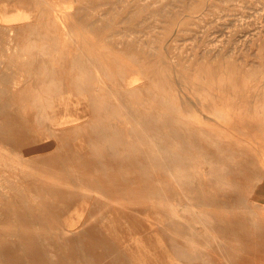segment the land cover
Instances as JSON below:
<instances>
[{
    "label": "rangeland",
    "instance_id": "1",
    "mask_svg": "<svg viewBox=\"0 0 264 264\" xmlns=\"http://www.w3.org/2000/svg\"><path fill=\"white\" fill-rule=\"evenodd\" d=\"M135 1L0 0V125L24 133L0 136L3 257L32 264L7 226L20 227L14 203L41 220L33 228L49 263L94 264L80 244L67 255L64 239L25 206L37 173L28 175L26 156L50 141L149 183L158 207L135 214L134 235L156 227L168 262L264 264V0ZM77 215L73 207L63 219ZM122 258L116 264H129Z\"/></svg>",
    "mask_w": 264,
    "mask_h": 264
},
{
    "label": "bare ground",
    "instance_id": "2",
    "mask_svg": "<svg viewBox=\"0 0 264 264\" xmlns=\"http://www.w3.org/2000/svg\"><path fill=\"white\" fill-rule=\"evenodd\" d=\"M1 117L3 118L4 116L1 115ZM2 126L3 125H0V136H2L1 138L5 140L8 136L24 138L23 130L22 128H19L17 124H13L7 130L2 128ZM27 143L28 142H26L25 144ZM52 145L54 146L49 150H43L45 152L26 156V164L33 165L32 167H30L28 175L30 174L31 170H36L37 173L33 172V174L30 176V180H35L36 182H30L32 183V186H34L33 190H31L29 193L33 197V202L30 204L27 203L25 204V206H27V208H36L38 212H40L42 218L44 220H47L46 222L49 224V229H51L50 233L59 239H64V245L67 246V249H70L67 251V255H69L70 257H74V254L77 255V252L74 253V248L75 246L80 244V246L85 250L87 256L92 260L91 262H93L94 264H116L118 260L123 259L122 257H125L124 259L126 260L128 258V260L130 261L129 264H173L172 262H168V259L164 255V251L162 250V248L157 247L158 245L156 242V237H153L154 234H157L156 227L149 229L148 227L143 225V228H146V230L142 229L143 232L139 231L137 237H135L134 235L136 229H138L137 227H139L135 220H138V215L140 216L143 213V209L145 208L146 204L151 203L153 210H155V206L156 208L158 207L156 200L154 198L152 199L153 194L150 192V188L148 185L149 183L147 184V182H145V179L133 176L130 171H126L122 176H120L117 172H115V169H110L111 172L106 170L104 171L103 167H94V169L93 167H91V165L93 163L96 164L97 162L95 160L97 159L89 158V154L86 153L85 150H79L74 148L73 146L65 145L63 147L62 143L57 142L53 144V142L48 141V143L39 145L37 147L47 148L51 147ZM17 146L19 147V145ZM29 146L30 145L24 146V148L28 149L31 147ZM63 153H65V155H62ZM62 163L66 166H62ZM96 168L103 170V172H105V175L102 176V174L96 175L89 173V171H92L93 169L96 170ZM34 189H36L38 192L41 191L45 194L47 193L48 195L52 196V198L43 197L41 192L36 195V193L33 192ZM80 193H84L86 199L80 200L75 197ZM18 199L21 200L22 198ZM54 200L56 203L53 202ZM59 202H62L63 205H61ZM7 203L9 202L7 201ZM73 207H76L78 215L75 219H72L70 223H67L63 219L64 214ZM159 207L163 209L161 206V202ZM12 209L11 210L13 211L14 216L17 218L20 227L15 228L13 226L12 228H10L11 226L7 225L9 222L6 225L9 226V230L11 229V233H9L15 236L17 240L23 245L29 261L32 262V264H52L49 263V258L48 260L45 258L46 255L41 254L38 249L40 245L38 247L36 243V230H34L33 227L35 226V229H37V226L41 227L39 224L41 220L38 222V220H36V218L34 217L32 218L29 215H23L22 212L19 213L22 210L21 206H18V204H16L15 206V204L13 203ZM152 211H149L148 214H151L152 223H156L157 220L155 214L152 215L153 213H150ZM137 213L138 215L136 216L135 214ZM38 216L40 217V215ZM76 221L78 222V224L80 223V227L78 226L79 229L72 230L70 228H67V225H72ZM263 221L264 220H261L262 223ZM62 227L65 228V230L62 229ZM234 227L236 228V223H234ZM153 229L155 230V232H152ZM149 233L150 236H148ZM237 234L239 236V233ZM158 235H160V233ZM253 236L255 235L249 234L248 237L250 245L248 246L246 251L250 254L249 256H251L252 254L254 255V252L256 251L255 249H257V247L255 248V246H253L252 244L255 238ZM160 237L161 235L159 236V238ZM257 238L259 239V237ZM135 239L138 240V245ZM240 239L238 240L240 241ZM4 245L5 244L3 243V246ZM147 247H149L150 249L147 250ZM2 249L3 248L0 246V263L4 262L3 264H5L8 263V260H10L13 261L10 262V264H21L17 261V259H15V257L13 258V256L12 258L7 257L10 258L8 260L5 258V256L3 257V254L1 252ZM154 250L156 251L155 255L152 254V251ZM61 253L62 252H60L59 254ZM47 256L50 257V255ZM58 256L56 257L58 258ZM57 258L55 259L57 260ZM74 258H76V256ZM64 259L66 260V258ZM51 261L53 262L54 260ZM53 264L67 263L63 262V260L61 262V260L59 259V261H56Z\"/></svg>",
    "mask_w": 264,
    "mask_h": 264
},
{
    "label": "crops",
    "instance_id": "3",
    "mask_svg": "<svg viewBox=\"0 0 264 264\" xmlns=\"http://www.w3.org/2000/svg\"><path fill=\"white\" fill-rule=\"evenodd\" d=\"M258 150V154L260 155L261 159H262V165H263V168L261 167V169H263L264 171V138H262V141H260L259 143V147L257 148ZM254 232V231H252ZM252 232H249L250 235H252L253 233Z\"/></svg>",
    "mask_w": 264,
    "mask_h": 264
}]
</instances>
